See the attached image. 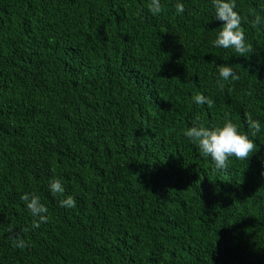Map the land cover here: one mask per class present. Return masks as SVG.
Here are the masks:
<instances>
[{"label":"trees","instance_id":"1","mask_svg":"<svg viewBox=\"0 0 264 264\" xmlns=\"http://www.w3.org/2000/svg\"><path fill=\"white\" fill-rule=\"evenodd\" d=\"M149 2L0 0V264H264V0H236L247 58L213 47L210 0ZM227 119L258 147L217 170L181 130Z\"/></svg>","mask_w":264,"mask_h":264},{"label":"clouds","instance_id":"2","mask_svg":"<svg viewBox=\"0 0 264 264\" xmlns=\"http://www.w3.org/2000/svg\"><path fill=\"white\" fill-rule=\"evenodd\" d=\"M213 9V18L222 21V26L216 33L212 41L213 47L222 49H232L233 53L247 58L253 52L251 43L246 41L245 31L242 28V21L245 19L237 10L236 0H210ZM162 0H150L147 4L148 11L156 16L162 11ZM175 13L181 15L185 12L183 0H176L174 5ZM264 11V8H262ZM252 27L264 28V16L257 14L251 21ZM218 84L224 87V82H235L240 80L238 73L232 66L222 64L217 66ZM196 105L211 106L214 102L208 96L197 93L192 97ZM252 127L256 132L260 131L259 123L254 122ZM181 134L186 137L198 150L202 158H208L217 170H226L229 159L248 160L251 154L257 151V145L247 134H242L237 125L227 119L222 125L208 127L200 123H194L181 130ZM51 196H62L58 203L61 208L74 209L77 201L73 195L65 194V187L60 178L50 179L47 185ZM20 200L24 202L25 209L34 218L31 227L37 229L41 224L49 221V209L41 201V198L32 193H23ZM10 234L13 245L18 249L27 247L26 241L19 235L13 233V227L5 229ZM27 231V229H25Z\"/></svg>","mask_w":264,"mask_h":264}]
</instances>
